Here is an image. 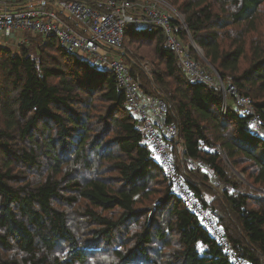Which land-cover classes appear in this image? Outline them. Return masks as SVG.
<instances>
[{
    "label": "trees",
    "instance_id": "16d2710c",
    "mask_svg": "<svg viewBox=\"0 0 264 264\" xmlns=\"http://www.w3.org/2000/svg\"><path fill=\"white\" fill-rule=\"evenodd\" d=\"M166 1L214 82L194 80L155 26L127 25L126 61L170 105L162 120L179 134L165 140L194 197L238 254L264 264V135L250 122L264 128V0ZM43 40L0 46V264H234L173 192L114 72Z\"/></svg>",
    "mask_w": 264,
    "mask_h": 264
},
{
    "label": "built area",
    "instance_id": "2783aa9c",
    "mask_svg": "<svg viewBox=\"0 0 264 264\" xmlns=\"http://www.w3.org/2000/svg\"><path fill=\"white\" fill-rule=\"evenodd\" d=\"M173 16L184 21V16L166 0H100L96 7L81 0H0V44L10 46L16 42L21 48L29 46L32 35H41L44 45L49 37L55 36L70 54L90 52L98 57L100 62L107 65V69L114 72L118 83L125 88L127 105L146 132L173 192L199 217L203 226L232 257L234 264H252L247 257L236 252L225 237L218 220L194 197L179 173L165 140V137H178V125L176 122L165 123L162 120L163 115L169 112L170 105L159 96L145 93L140 74H133L126 61L127 55H134L124 45L127 25L155 26L164 31L165 45L177 54L194 80L214 82L198 68L188 46L176 36ZM70 21L76 25L73 26ZM139 66L150 76L156 72L149 59H142ZM220 86L224 89L225 96L232 95L236 97V103L246 106L247 114L253 112L250 98L238 96L232 85L226 88L221 81ZM227 109L228 104H225L224 112ZM250 122L264 135L258 116H252ZM177 149L180 152L181 146L178 145Z\"/></svg>",
    "mask_w": 264,
    "mask_h": 264
},
{
    "label": "rangeland",
    "instance_id": "374dc122",
    "mask_svg": "<svg viewBox=\"0 0 264 264\" xmlns=\"http://www.w3.org/2000/svg\"><path fill=\"white\" fill-rule=\"evenodd\" d=\"M141 27L149 28L150 26H148V25H143V26H141ZM192 43H193V42H192ZM193 44L197 46V44H196L195 42H194ZM8 45H9V44H7V46H8ZM18 46H19V45H17L16 42H13L12 45H10V48L19 49ZM197 47L199 48V46H197ZM13 50H14V49H13ZM198 51H199V53H200L201 58H203V59L205 60L204 55H203V51H202L200 48H199ZM30 52H31V53L33 52V53H34V48H30ZM81 56H82V58H83L84 60H86L87 62H89V63H91L92 65L96 66L97 68H100V69H105V68H107V65H106V64L100 62L99 59H98V57H96L94 54H92V53H90V52L83 53ZM231 103H233V102L231 101ZM133 114H134V113H133ZM237 176H239L240 179H242L244 182H246V179H245V177H244L243 174H241V173H237ZM259 191H261V190H259Z\"/></svg>",
    "mask_w": 264,
    "mask_h": 264
},
{
    "label": "water",
    "instance_id": "95a60500",
    "mask_svg": "<svg viewBox=\"0 0 264 264\" xmlns=\"http://www.w3.org/2000/svg\"><path fill=\"white\" fill-rule=\"evenodd\" d=\"M216 73H217L218 77L220 78V80L222 81V77L219 75V73L217 71H216Z\"/></svg>",
    "mask_w": 264,
    "mask_h": 264
},
{
    "label": "crops",
    "instance_id": "0c3cea01",
    "mask_svg": "<svg viewBox=\"0 0 264 264\" xmlns=\"http://www.w3.org/2000/svg\"><path fill=\"white\" fill-rule=\"evenodd\" d=\"M0 46L2 47L3 45H2V44H0Z\"/></svg>",
    "mask_w": 264,
    "mask_h": 264
},
{
    "label": "clouds",
    "instance_id": "9594fccd",
    "mask_svg": "<svg viewBox=\"0 0 264 264\" xmlns=\"http://www.w3.org/2000/svg\"><path fill=\"white\" fill-rule=\"evenodd\" d=\"M198 48V47H197Z\"/></svg>",
    "mask_w": 264,
    "mask_h": 264
}]
</instances>
